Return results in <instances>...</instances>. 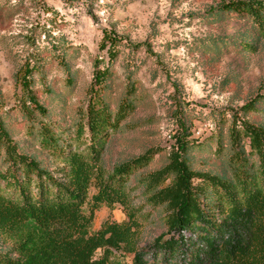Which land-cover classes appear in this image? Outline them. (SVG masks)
Instances as JSON below:
<instances>
[{"label": "trees", "instance_id": "1", "mask_svg": "<svg viewBox=\"0 0 264 264\" xmlns=\"http://www.w3.org/2000/svg\"><path fill=\"white\" fill-rule=\"evenodd\" d=\"M212 10L250 20L256 38L241 43L245 50L256 48L264 35V0H223ZM121 42L112 31H103L99 49L107 59H95L88 104L71 125L50 118L41 99L44 91L54 94L48 79L54 67L65 73L66 84H73L67 49L56 41L37 47L14 74L22 137L61 162L60 177L14 138L0 90V231L14 240L10 251L0 252V264H128L127 255L131 264H264V125L240 119L236 112L227 154L222 135L217 139L222 172L191 167L188 151L201 141L190 138V126L181 121L168 163L145 181L135 177L144 183L148 205L165 207L166 230L149 244L140 243L139 208L131 205L128 183L154 154L150 150L108 174L101 165L110 135L135 107L129 93L113 110L103 93ZM263 102L264 95H257L241 109L248 112ZM93 186L96 192L89 198ZM116 203L128 220H106L92 231L95 211Z\"/></svg>", "mask_w": 264, "mask_h": 264}, {"label": "rangeland", "instance_id": "2", "mask_svg": "<svg viewBox=\"0 0 264 264\" xmlns=\"http://www.w3.org/2000/svg\"><path fill=\"white\" fill-rule=\"evenodd\" d=\"M222 1L0 0L2 113L14 138L57 177L62 176L57 172L61 162L22 137L24 122L14 74L37 47L56 41L67 49L73 84H66L65 73L54 67L48 77L54 94L44 91L41 99L50 118L71 125L88 104L95 59H107L99 49L103 31L121 38L103 93L113 110L129 93L135 107L110 135L101 165L108 174L116 165L153 152L151 162L128 183L133 188L131 205L139 208L142 245L166 230L165 207L148 205L144 183L138 184L135 177L143 176L145 181L168 163L181 121L190 126V138L201 141L188 151L191 167L213 173L223 171L222 159L215 153L217 139L222 135L227 154L235 112L240 119L264 125V102L248 112L241 109L264 95V35L257 37L255 49L245 50L241 41L256 38L257 30L248 19L213 12ZM95 192L93 186L89 198ZM89 207L90 202L84 207L87 214ZM106 220L128 218L119 203L102 204L95 211L92 231ZM13 245L14 240L0 231V252ZM131 259L127 255L125 261L131 264Z\"/></svg>", "mask_w": 264, "mask_h": 264}]
</instances>
